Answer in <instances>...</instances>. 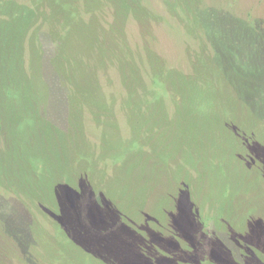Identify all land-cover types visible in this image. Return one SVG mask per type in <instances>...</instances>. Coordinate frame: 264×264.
Listing matches in <instances>:
<instances>
[{
    "label": "rangeland",
    "instance_id": "obj_1",
    "mask_svg": "<svg viewBox=\"0 0 264 264\" xmlns=\"http://www.w3.org/2000/svg\"><path fill=\"white\" fill-rule=\"evenodd\" d=\"M0 264H264V0H0Z\"/></svg>",
    "mask_w": 264,
    "mask_h": 264
}]
</instances>
